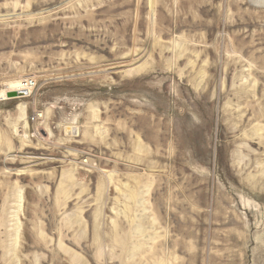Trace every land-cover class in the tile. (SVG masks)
Here are the masks:
<instances>
[{
  "label": "rangeland",
  "instance_id": "1",
  "mask_svg": "<svg viewBox=\"0 0 264 264\" xmlns=\"http://www.w3.org/2000/svg\"><path fill=\"white\" fill-rule=\"evenodd\" d=\"M0 264H264V0H0Z\"/></svg>",
  "mask_w": 264,
  "mask_h": 264
},
{
  "label": "bare ground",
  "instance_id": "2",
  "mask_svg": "<svg viewBox=\"0 0 264 264\" xmlns=\"http://www.w3.org/2000/svg\"><path fill=\"white\" fill-rule=\"evenodd\" d=\"M26 82H29V81H26ZM31 89H32L31 87H29V86L27 87L26 86L25 81H23V82L21 81V82H17V83L9 85V87L7 88V91H5L3 93V96L6 98V94L7 93L14 92V93H17V94H19L21 96L20 97H16V98H12V99H17V98H21V97L24 98L25 96L29 95ZM5 100H7V99H5ZM71 133L74 134L76 132H74L73 129H71Z\"/></svg>",
  "mask_w": 264,
  "mask_h": 264
},
{
  "label": "water",
  "instance_id": "3",
  "mask_svg": "<svg viewBox=\"0 0 264 264\" xmlns=\"http://www.w3.org/2000/svg\"><path fill=\"white\" fill-rule=\"evenodd\" d=\"M20 96H21V95L12 92V93H9V94H8L7 98H10V99H11V98H16V97H20Z\"/></svg>",
  "mask_w": 264,
  "mask_h": 264
},
{
  "label": "built area",
  "instance_id": "4",
  "mask_svg": "<svg viewBox=\"0 0 264 264\" xmlns=\"http://www.w3.org/2000/svg\"><path fill=\"white\" fill-rule=\"evenodd\" d=\"M25 83H26V86H27V87H28V86L31 87V88L33 87L32 82L29 81V82H25ZM36 118H37V120H38V117H36ZM85 164L88 165V166H92V164L89 165V164H90L89 162H85Z\"/></svg>",
  "mask_w": 264,
  "mask_h": 264
}]
</instances>
